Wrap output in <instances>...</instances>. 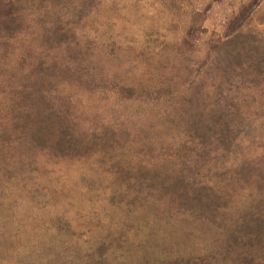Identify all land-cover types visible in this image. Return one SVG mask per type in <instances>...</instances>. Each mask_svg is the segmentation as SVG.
<instances>
[{
    "label": "rangeland",
    "instance_id": "1",
    "mask_svg": "<svg viewBox=\"0 0 264 264\" xmlns=\"http://www.w3.org/2000/svg\"><path fill=\"white\" fill-rule=\"evenodd\" d=\"M11 1L0 264H264V0Z\"/></svg>",
    "mask_w": 264,
    "mask_h": 264
},
{
    "label": "trees",
    "instance_id": "2",
    "mask_svg": "<svg viewBox=\"0 0 264 264\" xmlns=\"http://www.w3.org/2000/svg\"><path fill=\"white\" fill-rule=\"evenodd\" d=\"M7 1H9V3H7L5 5V7L10 8V12H8V14H6V16H9L11 18V23L13 25H15V24L18 23V21H17L18 18L16 16H14L15 15L14 12H11V11L14 10V5H13V2L11 0H7ZM208 206H210V205H204L205 208H207ZM213 218H214L215 221H219V219H221L219 215H214ZM172 260H174L178 264H181L183 262V260H200V259L199 258L198 259H193V258H189V257H187V258H185V257H177L176 259L173 258Z\"/></svg>",
    "mask_w": 264,
    "mask_h": 264
}]
</instances>
